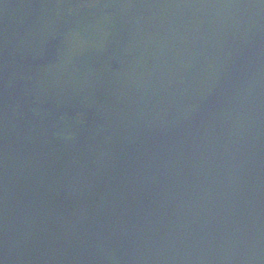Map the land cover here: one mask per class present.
<instances>
[{
	"label": "water",
	"instance_id": "95a60500",
	"mask_svg": "<svg viewBox=\"0 0 264 264\" xmlns=\"http://www.w3.org/2000/svg\"><path fill=\"white\" fill-rule=\"evenodd\" d=\"M0 264H264V0H0Z\"/></svg>",
	"mask_w": 264,
	"mask_h": 264
}]
</instances>
